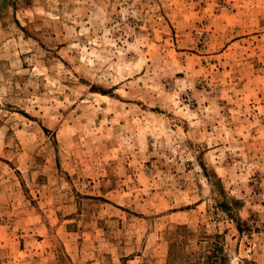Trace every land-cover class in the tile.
<instances>
[{
    "label": "rangeland",
    "instance_id": "1",
    "mask_svg": "<svg viewBox=\"0 0 264 264\" xmlns=\"http://www.w3.org/2000/svg\"><path fill=\"white\" fill-rule=\"evenodd\" d=\"M216 244L264 264V0H0V264Z\"/></svg>",
    "mask_w": 264,
    "mask_h": 264
},
{
    "label": "trees",
    "instance_id": "2",
    "mask_svg": "<svg viewBox=\"0 0 264 264\" xmlns=\"http://www.w3.org/2000/svg\"><path fill=\"white\" fill-rule=\"evenodd\" d=\"M211 252H212L211 255L208 256L209 261H207V263L216 264V262L214 261V258L217 259V256H219V258H221L222 260V264H224V262L227 259V256L224 254V248L222 246H219L216 244Z\"/></svg>",
    "mask_w": 264,
    "mask_h": 264
}]
</instances>
